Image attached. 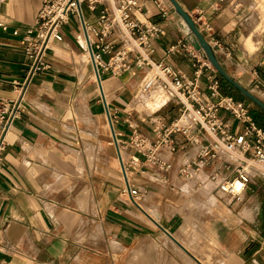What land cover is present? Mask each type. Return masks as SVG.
Masks as SVG:
<instances>
[{"label":"crops","instance_id":"0c3cea01","mask_svg":"<svg viewBox=\"0 0 264 264\" xmlns=\"http://www.w3.org/2000/svg\"><path fill=\"white\" fill-rule=\"evenodd\" d=\"M164 1L166 13L156 0H141L133 14L163 28L154 41L153 61L190 78L202 66L198 78L202 99L210 98L208 76L213 75L221 83L222 94L248 104L256 123L264 128V110L253 108L251 101L238 96L237 88L186 49L172 51L173 46L192 39L172 3ZM177 1L194 17L226 71L264 100V0ZM43 6L44 0L0 4V98L16 97L14 81L26 78L23 38ZM102 8L100 3L91 12L88 0L82 4L85 20L96 28ZM61 31L63 40L48 50L51 69L32 81L27 108L7 134L8 146L0 163V264H124L130 251L128 264H139L152 248L140 247L141 243L165 234L174 236L188 252L212 249L209 264H264L263 202L254 193L250 196L255 213L250 205L240 211L226 205L210 179L220 160L197 171L195 180L181 173L182 166L192 164L207 143L204 137L199 143H186L182 134L174 135L176 152L171 154L166 147L160 151L172 164L168 172L138 154L143 172H134L131 182L142 191V202L136 204L123 193L127 182L115 135L127 144L135 132L157 141L164 128L181 116L182 105L169 99L154 111L138 108L144 92L160 88L159 84L166 87L163 80L157 79L146 91L153 76L149 67L133 68L120 76L103 73L99 79L81 18L70 15ZM170 102L181 105L178 111L167 110ZM221 116L232 130H242L229 112L222 110ZM193 133H199L198 129L193 128ZM128 151L136 153L133 148ZM195 181L205 189L204 202L189 199ZM80 185L85 189L77 194ZM213 198L229 214L199 221L194 210L203 205L206 211L198 216L211 214ZM170 241L175 243L167 235V244Z\"/></svg>","mask_w":264,"mask_h":264},{"label":"built area","instance_id":"2783aa9c","mask_svg":"<svg viewBox=\"0 0 264 264\" xmlns=\"http://www.w3.org/2000/svg\"><path fill=\"white\" fill-rule=\"evenodd\" d=\"M5 1L0 0V4ZM84 1L44 0L38 19L28 28L23 38L27 58L26 78L14 81L16 97L0 98V163L8 146L7 134L27 108L26 94L30 84L37 76L51 69L47 61L49 47L63 40L61 28L70 15L76 14L82 20L88 52L99 79L103 73L120 76L133 68L149 67L153 70V76L147 84L148 88L157 79L163 80L175 100L182 105L181 116L164 128L162 137L157 141L135 132L127 144L115 135L122 174L127 182L123 193L139 204L142 191L131 182L134 172H143L138 154L146 156L158 170L168 172L172 164L160 156V151L166 147L171 154L176 152L178 143L174 135L182 134L186 143H199L201 137L207 143L192 164L182 166L181 173L190 177L191 170L199 171L220 160V168L214 170L210 177L216 182L226 205L241 203L254 178L258 175L264 177V128L256 123L250 106L233 96L222 94L221 83L213 75L208 76L210 98L203 100L198 83L202 66L196 71V77L190 78L166 63H155L152 58L154 41L161 36L163 28L134 17V11L140 9L141 0H88L91 12L97 10L98 4H104L99 14V28L85 20L82 11ZM156 1L161 11L166 13L167 3L164 0ZM187 30L191 33L188 27ZM190 39V43L183 41L173 46L172 51L186 49L202 65L212 68L192 33ZM222 110L229 112L243 125L241 131L232 130L231 123L222 118ZM183 117H186L185 120H182ZM193 128H197L199 133H193ZM128 148H133L136 153L131 154ZM125 152L128 156L124 155Z\"/></svg>","mask_w":264,"mask_h":264},{"label":"rangeland","instance_id":"374dc122","mask_svg":"<svg viewBox=\"0 0 264 264\" xmlns=\"http://www.w3.org/2000/svg\"><path fill=\"white\" fill-rule=\"evenodd\" d=\"M263 28H261V29H263ZM160 86H161L160 87L161 89H162V86H163V88L165 87L164 85H160ZM143 92H144V90H143ZM151 92L152 91H148V93L144 92L146 99H142L141 101L146 100V101L149 102V100H150L149 95L151 94ZM236 93L238 94V96H241L242 98H247L239 90H237ZM253 93L256 94L259 98H261L263 100V98L260 96V93L254 92V91H253ZM136 98H138V94L136 95ZM169 99L174 101L175 97L173 96V94L170 93L169 90L166 89V98H165L164 102L161 103V105L167 103ZM247 99L249 101H251V103L253 104L252 105L253 108H259L260 110H263L256 103H254L252 100H250L249 98H247ZM160 106H158L157 108H159ZM167 106H168L167 110L170 109V111L173 112V111H178V109H179V107L181 105L180 106L179 105H175L174 103L170 102V103H168ZM132 107L136 108V105H133ZM141 108H143V107H141ZM147 109L149 111H154V110L150 109L149 106H148ZM107 129H108V126H107ZM108 132L110 133L109 129H108ZM124 155L128 156V153L125 152ZM93 159L94 158H92L91 160H93ZM191 172H192V175L189 178L193 179V180L197 179L198 172L195 171V170H191ZM202 175L204 176V174H202ZM210 179H212V178H210ZM197 181L199 182L200 180H197ZM197 181H195V182H197ZM198 182L195 183L193 185V187H191L192 189L190 190V193H191L192 196H190L189 199H190V201H201V202H204V199H205L204 190L205 189L202 188L203 186L201 184H198ZM82 187H83V185H80V186L77 187V189H76V193L77 194L80 193L82 189H85V187L84 188H82ZM253 193L257 197L258 200H261L263 202V205H264V177L263 176H260V175L256 176L254 178V180L249 184L248 192L246 193L243 201L241 203H239V204L233 203L230 207L234 206L237 211H240L243 208V206L250 205L251 208L253 209L254 213H255V207H253V201L249 200L250 196ZM88 194H89V196L91 195V190H89ZM92 197H93V195H92ZM91 202H92V206H93L92 207L93 208V212H95L96 209H97L96 204H95V198H92ZM139 202L141 203L142 201L140 200ZM187 206L188 205L186 204V207ZM202 207H203V205L200 207L199 210L198 209L194 210V212H197L196 216L199 219V221L201 219V222H204V221H207V220H209L210 218H213V217H218V218L221 217L215 211L211 210V211H213L211 214H206L204 217L200 218V216H198V215L202 214V212L204 210V209H202ZM204 211H206V210H204ZM221 218H223V217H221ZM96 221H97V219H96ZM200 231H201L202 235L206 236L205 233H204L203 228ZM206 238H207V236H206ZM180 241L183 242L181 239H180ZM150 245L152 246V248L150 249V252H148L140 260L139 264H197V263L198 264H209V263L212 262L209 257H212L213 252H212V249H210L209 247H208L207 252H201L199 254H195V251L192 250V249H191V252L184 251V249L182 250L181 248H179L180 244L178 242H176V241H175V243L170 241L167 244V235L166 234L163 235V237L160 238V239L144 241V242L141 243L140 247H147V246H150ZM131 254H132L131 251L128 252V256L126 257V259L124 261V264H128L129 263L128 261H129V258L131 256ZM194 255L197 256L198 258H196ZM199 260L202 261L203 263L202 262L200 263Z\"/></svg>","mask_w":264,"mask_h":264},{"label":"water","instance_id":"95a60500","mask_svg":"<svg viewBox=\"0 0 264 264\" xmlns=\"http://www.w3.org/2000/svg\"><path fill=\"white\" fill-rule=\"evenodd\" d=\"M174 6L176 12L181 16L190 32L196 38L200 50L203 53V57L208 61L212 68L218 72L227 82L233 85L237 90H239L244 96L256 103L260 108L264 110V100L259 98L251 90L247 89L244 85L239 83L233 76H231L226 69L223 67L217 53L210 44V42L205 38L201 30L199 29L194 17L178 3L177 0H169Z\"/></svg>","mask_w":264,"mask_h":264},{"label":"bare ground","instance_id":"6f19581e","mask_svg":"<svg viewBox=\"0 0 264 264\" xmlns=\"http://www.w3.org/2000/svg\"><path fill=\"white\" fill-rule=\"evenodd\" d=\"M186 25V24H185ZM149 70V69H148ZM149 74H150V72H149ZM153 75V74H152ZM154 84V83H153ZM152 85V84H151ZM157 85V84H156ZM155 86V85H154ZM160 86V85H159ZM158 86V87H159ZM151 87V86H150ZM153 87V86H152ZM151 87V88H152ZM157 88V87H156ZM166 88V87H165ZM165 88H163V86H162V89L161 88H159V89H155L154 88V91H152L151 92V96L149 95V97H150V100H149V102L148 101H146V100H143L142 102L140 101L139 102V104L137 105V107L138 108H141V107H143V108H148V106H149V108L150 109H152V110H155V108H157L158 106H160L161 105V103H163L164 102V100H165V98H166V89ZM148 89V85H145V90L146 91H148L147 90ZM165 91H164V90ZM151 90V89H150ZM153 95V96H152ZM169 95V94H168ZM167 95V96H168ZM170 96V95H169ZM145 99H146V97H145ZM213 180V179H212ZM213 182H214V185L216 186V182L213 180ZM212 208L220 215V216H224V215H227V214H229L228 212H227V209H226V207L223 205V203H221L219 200H217V199H213L212 200ZM244 211H246V208L244 209ZM166 235H169L174 241H175V237L174 236H172V235H170V234H166ZM181 247V246H180ZM182 249H184L185 251H189L185 246H183L182 245V247H181ZM197 258V257H196ZM200 263H201V261H200ZM203 263V262H202ZM198 264V263H197Z\"/></svg>","mask_w":264,"mask_h":264},{"label":"trees","instance_id":"16d2710c","mask_svg":"<svg viewBox=\"0 0 264 264\" xmlns=\"http://www.w3.org/2000/svg\"><path fill=\"white\" fill-rule=\"evenodd\" d=\"M227 82V81H226ZM230 86H232L229 82H227Z\"/></svg>","mask_w":264,"mask_h":264}]
</instances>
